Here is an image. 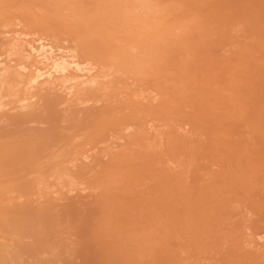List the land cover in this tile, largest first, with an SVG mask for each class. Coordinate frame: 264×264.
<instances>
[{
	"label": "rangeland",
	"instance_id": "obj_1",
	"mask_svg": "<svg viewBox=\"0 0 264 264\" xmlns=\"http://www.w3.org/2000/svg\"><path fill=\"white\" fill-rule=\"evenodd\" d=\"M0 217L6 264H264V0H0Z\"/></svg>",
	"mask_w": 264,
	"mask_h": 264
},
{
	"label": "bare ground",
	"instance_id": "obj_2",
	"mask_svg": "<svg viewBox=\"0 0 264 264\" xmlns=\"http://www.w3.org/2000/svg\"><path fill=\"white\" fill-rule=\"evenodd\" d=\"M128 3L129 2L125 3V6H127ZM29 54L32 62L26 69L29 71V82L33 84H37L41 81H50L49 84L55 83L57 78L63 77L71 67H75V69L79 71V67L75 63L73 56L71 57V55L67 54V51L64 49L55 48L50 44L48 45V43H43V41H36L34 45L33 43L32 45L30 44ZM4 244L2 245L3 248L0 247V264L4 263V260L2 262L3 258H1L4 255V253L1 255L2 251H4L3 249H5Z\"/></svg>",
	"mask_w": 264,
	"mask_h": 264
}]
</instances>
